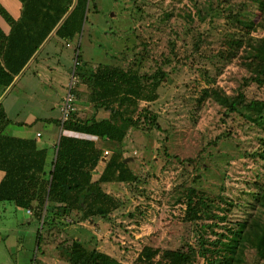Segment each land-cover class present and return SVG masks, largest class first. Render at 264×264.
I'll return each instance as SVG.
<instances>
[{
  "label": "rangeland",
  "instance_id": "rangeland-1",
  "mask_svg": "<svg viewBox=\"0 0 264 264\" xmlns=\"http://www.w3.org/2000/svg\"><path fill=\"white\" fill-rule=\"evenodd\" d=\"M258 9L254 0H92L74 48L62 43L46 47L40 64L3 96V104L21 111L17 121H26L29 111H49L59 118V104L72 74L78 73L77 55L78 67L86 74L100 65L140 66L142 74L162 68L167 76L159 99L141 105L157 115L160 130H131L124 144L109 143L105 156L122 152L140 179L138 185L103 186L123 203L109 219L80 222V215H73L43 228L33 212L29 216L18 208L17 216L7 221L17 238L24 237V249L12 257L0 255V264H140L145 247L183 250L191 264H230L232 253L224 244L231 242L234 224L251 213L254 183L264 182V162L255 157L264 132L237 114H227L213 100L204 101L202 95L205 89L219 87L229 96L242 92L248 100L264 102V87L246 82L250 74L241 62L217 58L227 41L246 34L227 15L247 13L242 20L257 22ZM252 36L264 37V31ZM36 69L40 78L33 75ZM77 78L81 97L76 113L90 116L86 86L79 74ZM11 117L16 119L14 113ZM97 117L108 113L101 110ZM36 130L46 131V126L38 123ZM11 131L13 127L8 134ZM189 188L208 205L194 223L183 221ZM31 220L45 232L39 251L36 237L29 240L28 230L17 228V221L22 225ZM257 257L264 262V252L258 256L248 251L245 264H256Z\"/></svg>",
  "mask_w": 264,
  "mask_h": 264
},
{
  "label": "trees",
  "instance_id": "trees-1",
  "mask_svg": "<svg viewBox=\"0 0 264 264\" xmlns=\"http://www.w3.org/2000/svg\"><path fill=\"white\" fill-rule=\"evenodd\" d=\"M19 1L22 4L19 20H15L0 6V15L11 28L8 35L0 28V86L5 89L13 86L16 77L52 32L56 30L55 35L61 39L71 40L80 36L88 21L92 2ZM254 2L260 11L257 22H250L247 17L242 20L244 15H249L247 13L227 15L246 34L227 41L224 45L226 49L217 58L241 62L250 74L246 82L261 88L264 87V37L257 38L252 34L258 30L264 31V0ZM142 60L144 63V57ZM141 69L140 66L137 69H124L100 65L86 74L84 69L77 67L81 84L86 86L87 102L91 106L92 115L82 117L75 112L65 123L64 129L90 139L62 136L52 158L49 157L50 150L40 148L35 139H21L5 134L12 122L0 102V171L5 174L0 184V203L7 202L19 209L32 211L36 221L42 222L43 228L73 215H80V222H84L95 218L109 219L118 211L123 203L105 191L103 186L138 185L140 179L130 164L125 163L126 158L122 152H114L100 170L104 152L93 139L122 145L131 130L144 133L160 130L157 115L147 106L141 105L159 99L158 90L167 74L162 68L152 74H142ZM75 94L77 102L81 96L76 88ZM202 99L213 100L227 114H237L264 132V102L248 100L242 92L229 96L219 87L203 90ZM101 110L107 112L108 117L98 120L97 114ZM58 124L61 126V121ZM255 157L264 162V136ZM254 186L256 190L252 193L251 213L246 219L234 224L237 230H230L233 238L230 243L224 244V248L232 253L230 264H245L248 251H256L258 256L264 252V182H255ZM185 195L187 210L183 221L194 223L208 209L207 200L198 196L195 188H189ZM230 206L234 207L235 204ZM223 217L221 219H225ZM40 233L38 251L42 243ZM67 255L69 259L72 258L70 251H67ZM160 255V259L156 260ZM256 259V264H264L260 258ZM137 261L140 264H191L192 259L183 250L161 252L145 247Z\"/></svg>",
  "mask_w": 264,
  "mask_h": 264
},
{
  "label": "crops",
  "instance_id": "crops-1",
  "mask_svg": "<svg viewBox=\"0 0 264 264\" xmlns=\"http://www.w3.org/2000/svg\"><path fill=\"white\" fill-rule=\"evenodd\" d=\"M0 6L3 7L15 20H19L22 15V4L19 0H0ZM0 28L5 32V34H9L11 31L10 26L8 23L1 17L0 15ZM56 31V30H55ZM55 31L51 33V35L45 40V42L41 45L39 50L35 53V55L32 57L30 62L27 64L25 69L21 72L19 76L16 77L13 86L9 88H3L0 86V102L3 104V96H8L10 94V91H12L17 83H19L24 75L32 70L33 65H39L40 64V59L43 53L45 52L46 47L50 46V44H55L56 46L59 45L60 43L64 44L68 49L69 48H74L75 43L77 42V39L79 36H75L73 39L68 40V39H61L58 36L55 35ZM81 36V35H80ZM21 37V36H20ZM55 47V46H54ZM78 57V55H77ZM76 57V58H77ZM33 75L35 77L40 78V72L38 69H36L33 72ZM27 90H29L27 88ZM2 98V99H1ZM64 99L61 100L59 104L60 108V117L59 118H54L52 117L49 113V111L42 112V113H36L29 111V117L27 118L26 121H17L20 120L19 118L21 117V111L19 110H14V105L11 104V106H7L3 104V107L5 109V112L8 116V118L11 120L12 124L7 127L5 130V134L10 137H15V138H21V139H35L37 141V144L40 148H46L49 149V157L54 156V152H56L55 147L59 144L60 138L62 136L61 133V126H59L58 122L61 121V108L63 104ZM77 103V102H76ZM14 113V116L16 119H12L11 114ZM107 117H97L98 120H103L106 119ZM42 123L46 126V131H40L36 130L35 132L33 131L34 127L36 124ZM14 125V126H12ZM10 127H13V131H11V134H8V130ZM65 130V129H64ZM69 135L67 137H74L78 139H90L88 136H84L82 134L74 133L71 131L65 130ZM40 135V137H38ZM97 145L98 148H100L104 152V157L102 160V164L100 165L99 169L102 170L104 168V165L108 161V157H106V153H109L110 149L108 148L110 142H104L100 139H93ZM109 150V151H108ZM113 150V149H112ZM105 160V161H104ZM5 174L0 171V184L2 180L4 179ZM17 210L18 208L14 206L11 203L7 202H1L0 203V255L3 256L4 258H8V256L12 257L13 255L23 251L22 243L24 242L23 238L24 237H16L14 235L13 229L15 228L13 224L8 223L7 219L14 218L17 216ZM29 212V214H27ZM32 211L27 210L26 214L31 216ZM34 216V215H32ZM17 228L22 229L25 231V229L28 230L29 233V240H31L32 237H36L37 239V244H38V235L39 231L36 228L35 220L27 221L24 222V224H20L19 221H17ZM5 224V227L3 228V225ZM31 229V231H29ZM4 231H9L5 235H2ZM25 233V232H24ZM45 233V232H44ZM41 234V235H44ZM27 234V232H26ZM12 236V237H11ZM42 236V240H43ZM77 242L78 240H74ZM43 245V242L41 243ZM41 245V246H42ZM15 252V253H14ZM6 262V261H3ZM1 264H7V263H1Z\"/></svg>",
  "mask_w": 264,
  "mask_h": 264
},
{
  "label": "built area",
  "instance_id": "built-area-1",
  "mask_svg": "<svg viewBox=\"0 0 264 264\" xmlns=\"http://www.w3.org/2000/svg\"><path fill=\"white\" fill-rule=\"evenodd\" d=\"M76 69L79 66V60L78 57L76 58ZM78 82V78L76 73L74 72L71 77V83L69 85L68 93L63 101L62 108H61V133L62 135L68 136L69 133H67L64 130V125L70 117L77 111L76 108V94H75V88ZM40 137V135H38ZM107 154V153H106Z\"/></svg>",
  "mask_w": 264,
  "mask_h": 264
},
{
  "label": "water",
  "instance_id": "water-1",
  "mask_svg": "<svg viewBox=\"0 0 264 264\" xmlns=\"http://www.w3.org/2000/svg\"><path fill=\"white\" fill-rule=\"evenodd\" d=\"M105 161V160H104ZM130 160H125V163H128Z\"/></svg>",
  "mask_w": 264,
  "mask_h": 264
}]
</instances>
